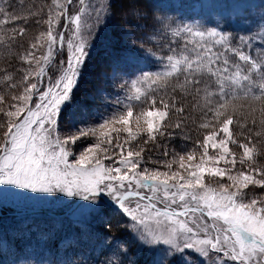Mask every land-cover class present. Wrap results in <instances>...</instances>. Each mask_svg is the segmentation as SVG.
Instances as JSON below:
<instances>
[{"label": "snow or ice", "instance_id": "1", "mask_svg": "<svg viewBox=\"0 0 264 264\" xmlns=\"http://www.w3.org/2000/svg\"><path fill=\"white\" fill-rule=\"evenodd\" d=\"M73 2L52 0L47 19L40 12L18 15L0 6V32L13 25L10 36L0 35V44L23 39L27 28L17 21L27 24L37 17V25H47L19 54L18 80L0 69L7 93L0 94V185L79 198L97 213L111 207L126 218L122 226L137 250L155 254L153 264H170L176 254L192 264L190 252L205 264H264V165L257 160L258 138L264 137V47L253 56L246 51L253 47L251 38L244 35L233 43L217 27H170L147 0H118L115 5L101 0L98 7L78 0L79 10L70 15ZM117 11L125 24L130 18L145 21L136 26L148 31L139 40L122 32L138 48L131 54L112 53L113 70L136 59L158 62L161 70L123 72L117 85L122 100L90 118L88 109H81L83 126L61 128L88 49ZM62 20L65 29L71 27L67 38L59 31ZM161 24L178 46L169 42L168 51L157 56L144 43ZM65 46L66 60L57 61ZM40 47L45 51L37 55ZM193 91L203 101L193 106L202 113L195 143L171 151L165 145L164 159H146L149 145L159 146L161 138L191 141L180 99ZM241 98L260 104V119L253 116L252 127L236 119ZM100 239L106 252L99 264H134L122 242Z\"/></svg>", "mask_w": 264, "mask_h": 264}, {"label": "rangeland", "instance_id": "2", "mask_svg": "<svg viewBox=\"0 0 264 264\" xmlns=\"http://www.w3.org/2000/svg\"><path fill=\"white\" fill-rule=\"evenodd\" d=\"M156 2H158V0L153 3ZM100 3L101 0H89L90 5H95L97 7ZM113 3L115 5L118 3V0H113ZM255 4V0H160V3H156L155 5L159 6L160 10H163L165 13L167 12V15H173L172 13H175L178 16L184 13L183 15H186L189 19H185V21L180 24H188L190 26L200 27L201 29L217 27L218 30L225 31L224 25L226 24H230L237 29L247 27L250 24L251 14H247L246 9L254 7ZM19 5V10L16 8L18 10L16 14L27 15L29 10H31L33 12H40L41 19H47L48 9L52 5V0H22V6L20 0ZM78 10L79 2L78 0H74L69 6V14H74ZM92 15L94 16L95 13ZM85 18H87V15ZM36 19L37 17H32L29 19L28 23L25 24L27 32L24 38L28 41L25 42L26 45L24 49L28 48L30 42H35L36 37L39 36L41 31H46L47 29V25L45 24L37 25ZM17 23L22 25L24 22L19 21ZM144 23L145 21L143 20L136 21L130 18L129 24H125L117 11L109 20L108 26L99 31V34L96 35L93 41V46L88 49L89 54L82 68L79 84L74 88L68 106L63 109V115L60 121L61 128H65L70 123L83 126L80 121L85 117L81 115V109L76 108V104L73 107V101L77 99L74 98V96H77L79 89L84 87L87 78L91 77V84L97 85L95 89L93 87H88L86 89L91 91L90 95L93 100L90 106L91 109H88L89 118L93 113L99 114L100 112L109 111L111 107L116 104L118 99H123V93L120 92L117 86L121 82V78L119 77L118 79L116 69L114 71L113 66L108 73L109 79L101 75V80H98L95 76L91 75L95 71H98V75L101 73L104 74L105 71L102 70L104 65L99 66L101 71H99L98 68L93 71L92 66L96 65L94 52L96 47L101 44V41L105 39L109 40L113 46H115L117 41L119 43L126 41L125 44L130 43L138 47V45L132 43L130 39L125 40L121 34L122 32H130L132 38L139 40L148 30H138L136 25ZM59 31L64 32L67 38L71 33V27L65 29L64 21L62 20ZM162 31L164 32L166 29L160 26L157 31L150 33L149 38L144 43L146 49H151L152 52L159 55H162V48L158 40L160 39V41H162L169 38L155 36L161 34ZM93 34L95 35V31ZM89 39H91V37H89ZM22 42V40H19L18 44H22ZM44 51L45 48L40 47L37 51V55L43 54ZM259 52L258 49L254 50V55L258 56ZM67 55L68 51L65 46L62 56H58L57 61L61 58L66 60ZM138 63L139 66L143 68L146 67L143 60L140 61L139 59ZM50 71H54V66ZM19 78L20 76L18 79ZM114 82H117L116 89L112 88ZM108 90L111 91L108 93ZM0 94L7 95L6 89H1ZM201 103H203V101L200 98L196 105ZM236 104L238 109L244 114L242 116L243 121H245V117H250L251 119L253 116H255L257 120L260 119V104L258 102L241 98L236 101ZM189 108L192 109L193 112L195 111L196 114L184 113V116L188 117L187 120L189 121L185 123L186 126L194 129V126L190 123L193 124L194 118H200L201 115L199 114L200 116H198L199 108L198 110H195L194 107ZM253 108L256 109L255 113L252 111ZM175 120L176 118L173 123ZM240 121L242 122V120ZM248 126L252 127L251 122L248 123ZM246 129H244V133L248 135V130ZM235 132L240 133L241 129L236 127ZM238 138L241 141L244 140V136H239ZM89 142L91 141L86 143ZM158 145L159 146L149 145L150 151L146 153V159L148 156H151L153 159L162 160L164 159L162 154L165 150V145L168 147V150L171 151L173 147L178 146V143L175 139L170 140L168 137H164L158 141ZM262 148H264V146H262ZM77 151H79V149H77ZM260 153L257 160L261 165H264V150H260ZM149 166L159 165L149 164ZM254 191L259 194L261 189L256 188ZM76 199L78 198L65 197L62 194H35L27 192L26 190L15 189L11 186L0 185V207L6 206L13 209L33 207L52 209V211H64ZM25 214L27 213L13 215L18 216L15 220H12L14 218L7 217L0 218V250L2 249V251H4L3 254H0V264H84L85 261H87L88 264H93V262L99 264L101 260L105 259L103 253L106 252V249L102 247L104 241L100 238L102 236L106 237V231L110 230L107 225L109 207H104L101 213H97L92 211L90 202L82 201L75 209L74 216L70 215L63 218H52L46 215H30L22 217ZM116 219L122 224L123 220L126 218H119L118 220L117 216ZM121 230L125 233L123 237H125V239L127 238L123 244L128 249L129 258L134 261L135 264H153L155 254L147 250L138 251V245L133 241L130 233H128L123 226ZM117 240L113 239V241ZM52 242H55V245H51ZM189 256L191 257L192 264H205V260L194 252H190ZM187 258L188 257H185V259ZM170 264H184V260L181 259L179 254H176L171 258Z\"/></svg>", "mask_w": 264, "mask_h": 264}, {"label": "trees", "instance_id": "3", "mask_svg": "<svg viewBox=\"0 0 264 264\" xmlns=\"http://www.w3.org/2000/svg\"><path fill=\"white\" fill-rule=\"evenodd\" d=\"M19 1L20 0H0V6L6 7L7 10L9 12H15L17 13L19 10ZM147 5L148 7L152 10V12L154 14H156V16L159 18L160 21L162 22H166L169 24L170 27L175 26L176 24H180L184 21L183 17H176L173 15H167V12L165 13L163 10H160L159 6L155 5V3H153L151 0H147ZM18 10H17V9ZM2 18V17H0ZM19 22V21H17ZM23 26H26L24 23L22 24ZM13 27L12 24L6 25L3 28V31L0 32V35H5V37L7 38V36H10V32H8L11 28ZM161 27H163V25L161 24ZM166 31H162L161 34L155 35L158 37H169L167 40H162L160 41V39L158 40L159 45L162 48V54L166 53L168 51V47L165 46H169V42H173V46H178L175 44V41L177 38H174L171 36L170 31L167 28ZM161 31V30H160ZM233 37V40L236 38V36H238L236 33L235 34H230ZM19 38L16 41V44H7V39H6V43L5 44H0V69H6L8 72L10 73H14L16 76V79H18V77L20 76V73L16 72V69H18L21 66V61L19 60V54L23 52V49L25 48L26 45V41H28L27 39H25L23 37L22 39V45L23 47H21V44H18L19 42ZM116 42V41H115ZM126 41H124L123 43H119L118 41L116 42L115 46L112 45V43L105 39L101 41V44L99 46L96 47V50L94 52L95 56L94 59H96L95 63L96 65L92 66L93 71L95 69H99V71H101V69L99 68L100 65H104L102 70L104 71V74H99L98 75V71L93 72L91 75L95 76L98 80H101V75L106 77L107 79H109L110 77L108 76V73L111 70L112 67V53H120L121 51H128L130 54L131 53H135L137 51L136 46L127 43L125 44ZM164 45V47H163ZM124 46V47H122ZM157 56L159 54H156ZM139 59H136L130 63H125L122 64L120 67L116 68V75L119 79V77L121 78V74L123 72H127L129 75H131L133 72H135L137 75H139V72L137 71L138 68H140L141 66H139L138 64ZM141 61V59H140ZM145 63V62H144ZM146 67L144 68L145 70H150V71H159L161 70L160 64L157 63H145ZM100 73V72H99ZM107 73V74H106ZM90 77V76H89ZM99 77V78H98ZM134 78V77H133ZM91 77L87 78L85 80V85L84 87H82L81 89H79V93H77V96L75 95L74 98H77L76 100L73 101V103L76 104V108L77 109H91L90 106L93 102V100L91 99L92 96L90 95V90H86L88 87H93L94 89L97 87V85L95 84H91ZM110 81V80H109ZM117 82H114L112 88L116 89ZM5 88V84L3 82V73L0 72V90ZM111 91V90H110ZM109 90L107 91L108 93L110 92ZM169 91H171V88L169 89ZM177 96L180 97V93L177 92ZM200 96L197 95L195 93V91H193L190 95L183 97L182 99H180V103L183 104L184 106V113H192V114H196V112L192 111V109H190L189 107H193L194 105L197 104V102H199L200 100ZM243 99V98H242ZM250 99V98H248ZM96 104V102H95ZM202 104V103H201ZM195 110L198 108H194ZM202 115L201 111L198 110V116ZM244 114L237 108V113H236V119L237 120H242V123L247 121V123L251 122L252 118L250 119V117H245V121H243L242 116ZM176 117L173 116L172 117V122L174 121ZM188 121V120H186ZM259 121V120H257ZM189 122V121H188ZM201 122V117H195L194 118V122L193 124L190 123L191 125L194 126L193 128H189L188 126H185L184 131L188 132L192 139L191 141H186V142H182L179 136H176L175 140H177L178 146L181 143H188L189 145L195 143V140L198 138V124ZM241 122V121H240ZM172 130V129H170ZM247 130V129H246ZM256 130H259V124H257ZM249 134V133H248ZM254 139H257L254 137ZM261 142L258 144V147L261 148L260 150H264V148H262V146H264V137L258 138ZM118 216V220L119 218L124 219L120 214L117 213H110L108 218H107V225L110 228L109 231H106V234L108 237L111 238H118L120 240H125V237H123V235H125L124 231L121 230L122 224L119 223L120 221H117L116 217ZM123 243V241H122ZM51 245H55V242H52Z\"/></svg>", "mask_w": 264, "mask_h": 264}, {"label": "water", "instance_id": "4", "mask_svg": "<svg viewBox=\"0 0 264 264\" xmlns=\"http://www.w3.org/2000/svg\"><path fill=\"white\" fill-rule=\"evenodd\" d=\"M46 212H48V211H46Z\"/></svg>", "mask_w": 264, "mask_h": 264}]
</instances>
